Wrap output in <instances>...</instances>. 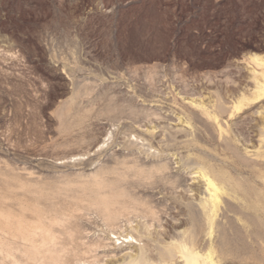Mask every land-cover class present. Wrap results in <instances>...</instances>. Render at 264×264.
<instances>
[{
  "label": "rangeland",
  "instance_id": "rangeland-1",
  "mask_svg": "<svg viewBox=\"0 0 264 264\" xmlns=\"http://www.w3.org/2000/svg\"><path fill=\"white\" fill-rule=\"evenodd\" d=\"M263 53L264 0H0V186L13 169L24 171L25 177L27 172L23 180L31 183L47 180L63 186L67 180L69 188L76 189L95 170L115 165V158L128 165L148 164L150 179L131 184L129 177L122 182L140 201L119 217L124 224L125 218L143 220L139 211L152 204L151 199L171 197L167 186L151 183L158 163L167 162L169 154L188 155L195 163L209 161L218 184V172L233 183L238 199L233 200V220L240 228L244 225L242 246L228 256L214 253L215 264H264V166L258 162L264 157L256 166L246 165L221 152L192 116L197 110L176 94L211 93L203 98L205 103L233 91V97L228 96L232 102L242 93L248 95L250 82L243 86L245 72L233 64L244 60L252 65L249 57ZM209 71L217 75L215 85L204 82ZM212 91L218 94L214 97ZM61 110L67 113L63 118ZM231 110V118L222 115L226 122L240 114ZM174 115L194 125L199 138L194 149L167 143V123L177 122ZM75 117L82 126L64 131L60 122H75ZM256 118L252 115L245 125V133L250 128L244 137L249 146H256ZM242 148L237 143L238 151ZM85 203L71 207L87 237H114L115 229ZM181 226L191 229L189 223ZM256 227L263 231L259 241L247 236ZM205 231L201 227V245L213 235L206 238Z\"/></svg>",
  "mask_w": 264,
  "mask_h": 264
},
{
  "label": "bare ground",
  "instance_id": "bare-ground-1",
  "mask_svg": "<svg viewBox=\"0 0 264 264\" xmlns=\"http://www.w3.org/2000/svg\"><path fill=\"white\" fill-rule=\"evenodd\" d=\"M259 55L254 54L249 57L252 65L244 60L233 64V67L239 72H245L248 84L242 83L243 86L247 87L250 82L249 87L245 88L249 90V93L246 91L248 95L240 94L233 101L234 104L228 100L235 93L232 88V95H228V97L225 93L227 98L225 95L224 97H215L218 93L214 94L212 91L213 96L216 99L218 97L217 101L214 99L216 102L211 103L212 100L208 98L211 102L205 103L203 98L206 99L209 94L211 95L209 93L211 88L210 91H206L209 94L205 97L202 93L200 94L202 91L198 90V97H188L192 94L187 95L188 93H186L185 95L183 93L184 95H182L181 91L177 90V85H173L176 87L175 91L177 90L178 97L197 110L196 113H191L192 116L200 124L203 132L215 141V144L217 142L221 152L235 156L246 165L262 162L264 166V159H262L264 157V53L262 56ZM205 75L207 80H204L205 84L207 86L215 85L214 81L218 79L214 78L216 74L209 71ZM223 76L225 75L223 74ZM201 82L199 81L197 84L201 85ZM233 84L235 86L240 83ZM242 84L240 85L242 86ZM236 88L238 89V87ZM214 90L217 89L214 88ZM196 95H198L197 92ZM230 101L231 105H229ZM231 108L239 110L236 113L240 112V114L236 115V119H231V122H226L222 115L226 114L228 118H231L234 113ZM62 110L59 114L61 118L67 115ZM252 115L260 119L257 122L256 118V122H253L254 135L250 134L254 137L252 141L256 142V146L246 144L250 135H248L247 142L244 138L250 132V128L247 127L248 132L245 133V125L249 124L248 121ZM169 117L168 114L167 121H169ZM181 117H175L177 122L167 123L169 126L167 127V143L176 142L194 149L199 143L198 135L194 134L196 132L193 129L194 125L188 120L183 121L184 119L182 120L183 117ZM77 118L75 122H60L63 130L70 131L74 127H81L84 122H79ZM150 127L152 128V126ZM148 130L150 129L148 128ZM82 133L84 132L82 131ZM239 142L243 144L242 151L237 149ZM257 160L260 161L257 162ZM111 162L115 165H106L95 170L90 178L79 182L76 189H70L71 182L67 180L65 185L60 186L56 183L46 182V179V181L33 183L26 179L23 180L24 171L16 173L13 169V171L11 170L12 174H5L4 176L7 175V178L0 186V264H215L214 253H218V255L227 253L228 256L229 252L242 246L241 242L244 241V238L241 228L243 224H241V228L237 226L232 216L236 212L233 200L238 201L237 194L234 193V185L228 176L216 171L218 173H215L222 182V185L218 184L215 181V175L213 176L209 170L212 166L209 161L195 163L188 155L181 156L171 153L167 157V162H157L158 175L151 179V183L161 182L162 185L167 186V190L172 194L171 197L161 195L159 199H151L153 203L145 205L139 211L141 216L146 218H144L145 220L138 219L134 222L135 220L125 218L124 224H120L119 217L128 209L134 210L140 201L127 192L122 182L133 177L131 184H139L150 179L152 172L147 166L148 164L144 163L134 162L128 165L127 160L118 158ZM250 167L252 168V166ZM213 169L211 170L213 171ZM106 174H112V177H107ZM82 176L85 177V175ZM65 177L64 179H66ZM72 180L74 181V179ZM67 190L70 192L67 193ZM241 200L239 199V201ZM81 201L86 202L87 207H94L104 222L115 229V231L111 230L114 237L109 234L103 237L101 235L95 238L87 237L84 229L80 226L81 224L79 225L74 219V208L71 207L73 203ZM183 223H189L191 229L187 231L182 228ZM254 224L257 226L255 220ZM201 227L206 228V238L213 234L211 238L203 241V245H201L203 240ZM262 232L256 227L253 231L248 232L247 236L259 241L263 237Z\"/></svg>",
  "mask_w": 264,
  "mask_h": 264
}]
</instances>
